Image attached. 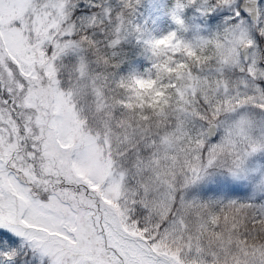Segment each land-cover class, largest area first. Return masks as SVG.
Returning <instances> with one entry per match:
<instances>
[{
	"label": "snow or ice",
	"instance_id": "6c2138e0",
	"mask_svg": "<svg viewBox=\"0 0 264 264\" xmlns=\"http://www.w3.org/2000/svg\"><path fill=\"white\" fill-rule=\"evenodd\" d=\"M0 264H264V0H0Z\"/></svg>",
	"mask_w": 264,
	"mask_h": 264
},
{
	"label": "trees",
	"instance_id": "16d2710c",
	"mask_svg": "<svg viewBox=\"0 0 264 264\" xmlns=\"http://www.w3.org/2000/svg\"><path fill=\"white\" fill-rule=\"evenodd\" d=\"M112 2L115 4L117 0H112ZM140 11L147 15V7L142 8ZM119 51H121L122 54L133 58L135 61L144 60L146 58V55L143 54L142 47L136 43L134 38L131 37L122 43Z\"/></svg>",
	"mask_w": 264,
	"mask_h": 264
},
{
	"label": "rangeland",
	"instance_id": "374dc122",
	"mask_svg": "<svg viewBox=\"0 0 264 264\" xmlns=\"http://www.w3.org/2000/svg\"><path fill=\"white\" fill-rule=\"evenodd\" d=\"M151 11V8L150 7H147V14L148 12ZM188 13V14H187ZM153 15L155 16L156 13H153ZM186 16L189 17V18H192L195 16V13L193 10L189 9L187 12H186ZM199 19V18H198ZM170 26H174V25H171V21L164 17V18H161L159 21H158V28L160 30H163V31H167L169 29ZM191 35V33H190Z\"/></svg>",
	"mask_w": 264,
	"mask_h": 264
}]
</instances>
